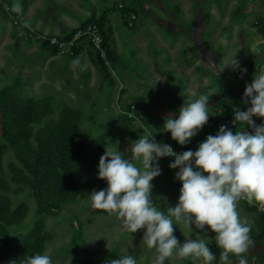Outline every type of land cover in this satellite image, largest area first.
I'll list each match as a JSON object with an SVG mask.
<instances>
[{
    "label": "rangeland",
    "instance_id": "rangeland-1",
    "mask_svg": "<svg viewBox=\"0 0 264 264\" xmlns=\"http://www.w3.org/2000/svg\"><path fill=\"white\" fill-rule=\"evenodd\" d=\"M17 2L22 5L21 14L11 10ZM119 3L136 13L133 27L123 23ZM228 10L230 16L225 18ZM262 19L264 0H0V92L7 88L21 104L33 100L39 108L47 107L42 120L31 124L34 134L47 123L57 122L65 110L77 112L80 158L74 201L57 212L40 214L28 186L12 181L11 166L22 165L7 148L1 168L10 189L0 190V198H6L11 209L27 207L20 224L7 226L9 233L26 235L42 218L49 237L40 254L47 253L52 264H108L129 254L137 264H154L155 250L142 244L144 230L121 234L114 216L91 208L88 196L108 187L107 181L98 178L99 160L108 147L130 158L132 144L144 133L157 143L181 146L164 131L165 120L178 119L184 104L200 94L210 97L209 117L228 103L251 107L243 99L246 85L264 70ZM93 23L105 38V59L85 37L76 41L72 56L58 53L47 41L50 37L69 41ZM209 59L217 66L214 72L207 65ZM234 59L240 69L225 67ZM253 120L264 124L262 118ZM245 131L252 133L250 127ZM34 134L32 149L37 145ZM203 135L204 127L183 146H200ZM100 142L104 144L101 152ZM170 164L161 158L162 174L152 181L153 202L165 212L176 206L182 188L176 179L179 169H171ZM245 203L240 202L238 211L251 227L248 259L260 253L264 235L260 216ZM174 235L181 245L188 238L206 239L219 264L221 250L207 226L203 232L195 225L192 232L176 226ZM0 264L11 262L0 258ZM166 264L202 261L174 255Z\"/></svg>",
    "mask_w": 264,
    "mask_h": 264
},
{
    "label": "clouds",
    "instance_id": "clouds-1",
    "mask_svg": "<svg viewBox=\"0 0 264 264\" xmlns=\"http://www.w3.org/2000/svg\"><path fill=\"white\" fill-rule=\"evenodd\" d=\"M11 10L21 14L22 5L14 3ZM207 65L216 71L211 59ZM225 67L240 69L237 59ZM189 94L195 95L191 90ZM209 99L207 94L189 99L179 110L178 119L166 118L164 131L181 146L189 143L209 121ZM243 103L251 107L233 113L234 126L243 125V129L233 134L222 125L218 135H209L195 152L174 153L170 145L157 143L146 133L132 144L130 158L117 148H106L99 160L98 178L107 181L108 187L88 196L91 208L114 216L120 222L121 234L144 230L142 244L155 250L154 264H166L174 255L215 264L217 258L206 239L188 238L181 245L174 235L176 226L192 232V225L201 232L207 226L215 233V244L221 250L219 264H233L231 257L237 264H248L246 254L253 245L251 227L241 220L238 207L246 201L264 212V124L257 125L253 120L264 119V70L246 85ZM246 127L252 133L245 131ZM164 157H174L169 167L179 169L176 179L182 183L178 203L166 212L152 199V181L162 174L159 160ZM23 264H52V260L47 253H37ZM108 264L137 261L129 254Z\"/></svg>",
    "mask_w": 264,
    "mask_h": 264
},
{
    "label": "trees",
    "instance_id": "trees-1",
    "mask_svg": "<svg viewBox=\"0 0 264 264\" xmlns=\"http://www.w3.org/2000/svg\"><path fill=\"white\" fill-rule=\"evenodd\" d=\"M119 10L127 26L126 16L131 11L124 7ZM233 108L232 103L222 106V115ZM46 112V106L39 108L33 100L19 103L7 88L0 92V190L8 192L10 189L1 168V158L9 147L22 165V168L11 166V179L28 186L40 214L57 212L74 201L77 195L74 176L80 163L78 113L67 109L57 122L47 123L34 134L31 124L39 123ZM33 134L37 145L32 149L29 145ZM103 145L100 142L99 152ZM26 212L25 205L11 209L10 202L0 198V258L11 264H23L25 257L41 253L49 237L42 218L26 235L9 233L7 226L20 224ZM260 218L264 223V218Z\"/></svg>",
    "mask_w": 264,
    "mask_h": 264
},
{
    "label": "built area",
    "instance_id": "built-area-1",
    "mask_svg": "<svg viewBox=\"0 0 264 264\" xmlns=\"http://www.w3.org/2000/svg\"><path fill=\"white\" fill-rule=\"evenodd\" d=\"M117 6L118 8L124 7V5L121 3H119ZM126 19H127V27H133L137 20V15L135 12H129V14L126 16ZM260 23L264 27V19H262ZM81 37L87 38V40L92 44L93 48L98 52L100 57L105 59L104 36L99 26L94 23L88 25L84 29L78 30L76 35L72 37L69 41H65L62 38H57V37H50L48 38L47 41L51 46H54L56 48L58 53L67 55V56H72L74 54L73 48L75 47L76 41L80 39ZM37 38H39V36H37ZM105 63L108 64V61L105 60ZM248 108L249 106H237V107H234L226 115H222V109H219L216 115H212L211 117H209L208 123L204 126L205 136H204L203 142L206 141L209 135H212V136L218 135L219 130L222 125H226L228 129L231 131L236 130L238 127L242 126L239 124L236 127L234 126L235 117L233 113L234 111H237V110L247 111ZM168 145H170L174 153H177V154H182L183 152L189 151V150L195 152L199 148V145H197L196 147H188V146L175 147L174 145H171V144H168ZM164 159L170 160L171 163L174 162V157H164ZM246 205L249 209L254 210L258 215L264 218V212L258 211L257 207L253 205H249L247 202H246ZM262 259H264V242H263L260 253L252 254L251 256H249L247 260H248V264H259Z\"/></svg>",
    "mask_w": 264,
    "mask_h": 264
},
{
    "label": "crops",
    "instance_id": "crops-1",
    "mask_svg": "<svg viewBox=\"0 0 264 264\" xmlns=\"http://www.w3.org/2000/svg\"><path fill=\"white\" fill-rule=\"evenodd\" d=\"M251 4V3H250ZM252 5V4H251ZM230 10V9H229ZM227 11L226 12V15L227 16H225V18H229V16H230V14H229V12L230 11ZM246 10H248V11H252V9L248 6V7H246ZM212 12V11H211ZM222 16V13L219 15V17H221ZM240 128H242L241 126L240 127H238L236 130H233L232 132H233V134H235V132L238 130V129H240ZM204 136H205V133H204V135H203V139H204ZM202 143H203V140H202ZM246 204V203H245ZM247 207V206H246ZM248 208V207H247ZM249 209V208H248ZM251 210V209H250ZM254 213H256V212H254ZM257 214V213H256ZM258 215V214H257ZM262 220V219H261ZM262 222H263V220H262ZM264 224V223H263ZM264 238V237H263ZM263 242H264V239H263Z\"/></svg>",
    "mask_w": 264,
    "mask_h": 264
}]
</instances>
